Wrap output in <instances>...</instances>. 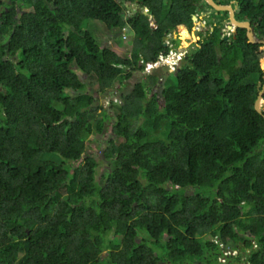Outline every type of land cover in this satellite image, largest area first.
Wrapping results in <instances>:
<instances>
[{
	"label": "trees",
	"instance_id": "obj_1",
	"mask_svg": "<svg viewBox=\"0 0 264 264\" xmlns=\"http://www.w3.org/2000/svg\"><path fill=\"white\" fill-rule=\"evenodd\" d=\"M7 1L0 264H243V251L245 264H264V117L255 110L264 44L239 29L218 52L215 30L192 66L166 67L175 76L158 91L159 75L139 80L113 116L72 66L98 94L143 72L164 29L191 24L183 0H139L156 26L141 12L125 19L123 2L137 0ZM237 1L264 37V0ZM89 21L130 27L131 56L101 45ZM108 120L110 168L98 180L87 142Z\"/></svg>",
	"mask_w": 264,
	"mask_h": 264
},
{
	"label": "flooded vegetation",
	"instance_id": "obj_2",
	"mask_svg": "<svg viewBox=\"0 0 264 264\" xmlns=\"http://www.w3.org/2000/svg\"><path fill=\"white\" fill-rule=\"evenodd\" d=\"M11 1V0H8ZM7 1V3H8ZM204 1L206 0H183L186 5V9L191 10V24L187 26L186 29L176 32L173 27L169 26L164 29L163 36V45L164 48L160 53L156 55L157 59L155 61H150L145 63V70L156 69L161 70L163 67H168L170 72L175 70H180L183 66H192L194 64L193 57L194 54L202 47L203 41L208 38L211 33H214L215 30L221 35L219 38L216 49L218 52L221 51V45L224 42L232 43L233 40H236L239 35V29H245V36L248 40V31L246 28L237 27L234 25L231 17L230 11H216L214 8L205 7ZM219 4L231 5L234 9L235 19L237 21L248 20L251 25L254 27V31L257 36L262 37L261 29L259 24L255 21L250 20L247 15L241 17V9L239 7L240 2L237 0H229L228 3H222L221 0H215ZM226 1V0H225ZM8 4H12L8 3ZM3 7H0V15ZM134 14L141 12L146 15L150 21V26H156V17L152 10L149 7L143 5L142 1H134L132 6ZM249 42V40H248ZM142 63V61H140ZM151 65H153L151 67ZM263 62L261 64L262 75L257 81L258 90L260 84H264V70ZM264 97V95H263ZM264 109V98L262 104V110Z\"/></svg>",
	"mask_w": 264,
	"mask_h": 264
},
{
	"label": "rangeland",
	"instance_id": "obj_3",
	"mask_svg": "<svg viewBox=\"0 0 264 264\" xmlns=\"http://www.w3.org/2000/svg\"><path fill=\"white\" fill-rule=\"evenodd\" d=\"M132 6H129L130 13L132 14ZM20 11V10H19ZM87 28L97 37L98 41H100L101 45L109 46L112 50L116 51L119 55L123 57H130L133 46L136 44L135 35L131 32H124V30L120 31L117 29L110 30L108 29L101 21H89L87 23ZM263 65H264V56L262 57ZM72 69L80 76L82 80H84L88 84V90L94 91L98 101L97 105L102 104L106 110L111 112L113 116L119 112L118 104L122 103L123 98L128 93L132 92L135 84L142 80L144 82H151L149 74L159 75V82L157 84V91L161 90L164 83L168 78H170L173 74L167 72V68L163 67L161 70H146V71H136L135 74L124 83H120L117 81L114 84V87L109 89L108 92L104 94H98L96 91L89 85V80H86L85 75L79 70L76 65L72 66ZM147 76V78H146ZM175 76V75H173ZM150 96L149 90H147ZM101 112V110H98ZM112 120L107 121V127L105 132L102 135H93L87 142V153L93 155L96 160L99 162V166L97 168V179L101 180L102 176L107 172L109 166V162L104 158L102 151L108 146L109 139L111 138V124ZM242 248L236 249L232 252V255L236 256L240 254ZM228 252V253H227ZM224 255H219L220 261L229 260V249L225 250ZM241 261L245 264V251H243L241 256Z\"/></svg>",
	"mask_w": 264,
	"mask_h": 264
},
{
	"label": "water",
	"instance_id": "obj_4",
	"mask_svg": "<svg viewBox=\"0 0 264 264\" xmlns=\"http://www.w3.org/2000/svg\"><path fill=\"white\" fill-rule=\"evenodd\" d=\"M206 2L209 4V6H211L212 8H214L216 11H224V10H229L230 11V17L234 23L235 26L237 27H241V28H246L248 31V40L250 43L252 44H264V37H259L256 35L255 31H254V27L251 25V23L248 20H243V21H237L235 19V15H234V9L231 5H226V4H219L217 3L215 0H206ZM8 3H11V1H8ZM129 32L131 30H128ZM263 70H264V66H263ZM262 86V87H261ZM261 87V89H259L258 92V97L255 101V110L262 114L264 117V113L262 111V104H263V95H264V84H260L259 88Z\"/></svg>",
	"mask_w": 264,
	"mask_h": 264
},
{
	"label": "clouds",
	"instance_id": "obj_5",
	"mask_svg": "<svg viewBox=\"0 0 264 264\" xmlns=\"http://www.w3.org/2000/svg\"><path fill=\"white\" fill-rule=\"evenodd\" d=\"M133 3H134V2H128V1H124V2H123V5H124V12H123V14H124L125 19H128V18H129L130 13H128L127 10L129 9V6H130V5H133ZM129 10H130V9H129ZM124 29H126V30H124ZM122 30H124V32H129L128 30H131V29H130V27H128V26L126 25ZM122 30H120V31H122ZM130 32H131V31H130Z\"/></svg>",
	"mask_w": 264,
	"mask_h": 264
},
{
	"label": "built area",
	"instance_id": "obj_6",
	"mask_svg": "<svg viewBox=\"0 0 264 264\" xmlns=\"http://www.w3.org/2000/svg\"><path fill=\"white\" fill-rule=\"evenodd\" d=\"M127 12L130 13V10L128 9ZM124 30H126V29H124ZM152 66H153V65H151V67H152ZM148 70H149V68H148Z\"/></svg>",
	"mask_w": 264,
	"mask_h": 264
}]
</instances>
